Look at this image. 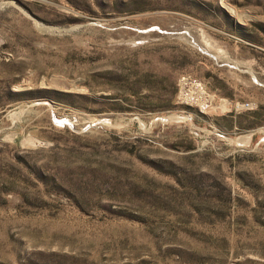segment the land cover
<instances>
[{"label":"rangeland","instance_id":"obj_1","mask_svg":"<svg viewBox=\"0 0 264 264\" xmlns=\"http://www.w3.org/2000/svg\"><path fill=\"white\" fill-rule=\"evenodd\" d=\"M0 264H264V0H0Z\"/></svg>","mask_w":264,"mask_h":264}]
</instances>
